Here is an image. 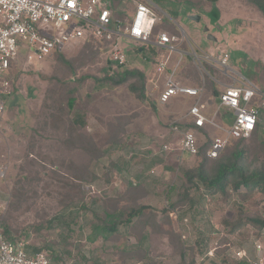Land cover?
<instances>
[{
    "label": "rangeland",
    "instance_id": "rangeland-1",
    "mask_svg": "<svg viewBox=\"0 0 264 264\" xmlns=\"http://www.w3.org/2000/svg\"><path fill=\"white\" fill-rule=\"evenodd\" d=\"M212 1L152 0L153 39L162 32L174 36L181 58L149 45L144 50L153 60H146L138 44L122 37L124 67L111 65L107 49L93 42L68 46L41 62L21 55L13 63L12 92L0 119V230L7 237L46 252L56 264H251L260 255L255 243L264 255V229L246 221L264 218L263 193L228 187L225 195L209 194L201 185L186 186L185 174L201 162L199 152L229 124L226 110H218V127L205 126L197 135L199 152L190 156L181 152V134L171 127L175 121L180 131L189 126L182 117L192 100L160 105L163 77L157 89L146 86L143 102L127 84L104 82L113 71L126 69L143 71L148 82L159 61L169 58L178 65L177 80L203 87L208 117L219 99L210 86L221 93L239 78L263 85L261 13L245 0ZM107 2L125 28L134 12L132 1ZM193 15L200 21L190 20ZM193 46L198 54L226 52L229 77L187 56ZM69 97L74 99L70 107ZM73 118L82 123L72 124ZM243 141L248 165H264V114ZM136 207L145 210L130 224L113 233L103 230L120 212ZM238 220L245 225L230 232L228 223ZM239 250L245 253L242 260L234 256Z\"/></svg>",
    "mask_w": 264,
    "mask_h": 264
},
{
    "label": "built area",
    "instance_id": "built-area-1",
    "mask_svg": "<svg viewBox=\"0 0 264 264\" xmlns=\"http://www.w3.org/2000/svg\"><path fill=\"white\" fill-rule=\"evenodd\" d=\"M134 12L128 25L112 17L107 0H0V119L5 110V98L11 95V65L24 55L29 62H41L53 53L61 52L66 47L77 43L93 42L98 47L107 49L108 60L119 66L127 65L126 53L119 44L122 37L128 38L138 46L153 45L165 48L168 53L182 52L177 49V39L166 32L159 33L153 39V29L157 17L154 6L149 0H131ZM190 48L192 59L204 62L216 69L221 75L226 73L229 55L218 52L216 55L198 54ZM168 59H161L155 67L157 79L152 90L158 88L159 77H163L162 88L157 102L166 105L175 98H189L190 105L182 120L189 126L180 131L178 123L172 122L171 129L181 134V152L196 156L199 152L197 129L218 127L215 120L218 110L230 112L229 124L223 128V135L214 136L206 150L210 160H216L230 140H248L261 122L264 114V84L257 85L244 78L233 79L234 83L224 85L219 95L217 109L211 117L207 116L208 107L201 101L203 87L187 86L175 78V69L166 73ZM180 64V61L178 60ZM176 65L175 67H177ZM226 117V118H227ZM260 255L251 264H264L262 246L254 244ZM238 260L245 258V253L236 251ZM0 264H56L44 251L27 249L22 240H13L0 230ZM61 264H73L65 262Z\"/></svg>",
    "mask_w": 264,
    "mask_h": 264
},
{
    "label": "trees",
    "instance_id": "trees-1",
    "mask_svg": "<svg viewBox=\"0 0 264 264\" xmlns=\"http://www.w3.org/2000/svg\"><path fill=\"white\" fill-rule=\"evenodd\" d=\"M152 1V0H151ZM261 13L264 20V0H245ZM212 3H215L213 0ZM195 6V5H194ZM199 6V5H198ZM198 6H195L196 8ZM173 15V14H171ZM174 16V15H173ZM145 46H138L136 49L146 60H153L148 50L145 51ZM112 65L113 63L110 62ZM117 66V65H116ZM13 64L11 65L10 72H12ZM119 67V66H118ZM132 80V81H131ZM81 79L73 81L74 87L79 84ZM104 82L113 87L127 84V88L131 94L139 101H146V75L143 71L138 69H126L122 72L113 71L112 76L104 77ZM211 94L214 98H219L220 93L216 91L213 86H210ZM75 88L72 89L74 91ZM68 107L72 106L74 99L68 98ZM154 107V105L152 104ZM155 108V107H154ZM230 112L224 111L223 116L229 117ZM82 123L78 118L72 119V124ZM255 132V131H254ZM243 140H230L218 159L215 161L210 160L206 156V150L209 146L205 145L199 152L201 162L197 169L187 172L186 186L191 188L202 186L205 193L214 194L220 193L225 195L228 187H231L234 192H237L243 187L246 192L259 191L264 194V165L251 168L247 163L246 151L243 148ZM230 147V148H229ZM229 148L225 153V149ZM188 191L187 188L185 189ZM188 194L184 192V197ZM145 207H136L129 209L128 212L116 216V220H112L109 224L103 226V230L108 233H113L117 230L119 225H128L134 218H138L144 212ZM248 223L253 224L259 230L264 229V218H251L246 219ZM246 222L238 220L235 223H228L230 232L239 231ZM6 235L5 231H2ZM245 264V263H240Z\"/></svg>",
    "mask_w": 264,
    "mask_h": 264
},
{
    "label": "crops",
    "instance_id": "crops-1",
    "mask_svg": "<svg viewBox=\"0 0 264 264\" xmlns=\"http://www.w3.org/2000/svg\"><path fill=\"white\" fill-rule=\"evenodd\" d=\"M151 3H152V5L154 6V8L156 9V6H155V4L151 1V0H149ZM150 46H153V45H150ZM154 47V46H153ZM156 47V46H155ZM159 49H161L163 52H169L167 49H165V48H159ZM139 52H140V50H139ZM169 54V57H170V55H171V53H168ZM172 54H177V53H172ZM187 56H188V54H187ZM175 69V78H177L178 77V72H176L177 71V67H175V64H172V63H170V60L168 59V63H167V67H166V73H169V72H172V70H174ZM157 74H156V71H155V77H152V78H150L149 80H148V82L146 83L147 85V87L148 88H151V86H152V84H153V82H155L156 81V79H157ZM159 80H160V77L158 78ZM179 81V80H178ZM181 81V80H180ZM182 82V81H181ZM183 83V82H182ZM184 84V83H183ZM184 85H186V84H184ZM187 86H190V85H187ZM146 87V88H147ZM182 99V98H181ZM173 100V99H172ZM183 100L185 101V100H188V101H190L191 102V100L192 99H189V98H183ZM193 101V100H192ZM194 102V101H193ZM207 107H208V105H207ZM203 130H204V128H202V129H197V131L198 132H200V133H202L203 132Z\"/></svg>",
    "mask_w": 264,
    "mask_h": 264
},
{
    "label": "water",
    "instance_id": "water-1",
    "mask_svg": "<svg viewBox=\"0 0 264 264\" xmlns=\"http://www.w3.org/2000/svg\"><path fill=\"white\" fill-rule=\"evenodd\" d=\"M189 19L195 22H199L200 21V17L198 15H193V16H189ZM205 32H207V28L204 30ZM207 38L213 42L216 41V38L211 36L210 34L207 35Z\"/></svg>",
    "mask_w": 264,
    "mask_h": 264
}]
</instances>
